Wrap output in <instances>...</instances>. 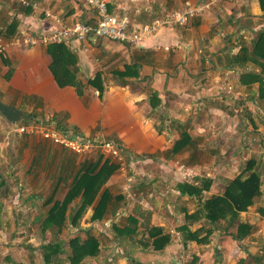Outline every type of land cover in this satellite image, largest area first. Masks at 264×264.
Returning <instances> with one entry per match:
<instances>
[{
	"label": "crops",
	"instance_id": "1",
	"mask_svg": "<svg viewBox=\"0 0 264 264\" xmlns=\"http://www.w3.org/2000/svg\"><path fill=\"white\" fill-rule=\"evenodd\" d=\"M27 1L38 2V7L26 9L17 2L0 0V40L13 37L18 40L10 43L0 59V100L20 110L19 106L27 107L30 113L22 111L30 115L34 112L40 121L50 120L75 132L119 143L129 153L130 168L135 164L146 168L147 177L137 182L123 178L124 187L129 181L136 184V192L130 190L132 193H129L126 189L129 193L126 196L120 192L121 205L125 199L131 202L129 213L138 219H134L138 232L160 228L162 234H169L171 242L162 251H154L151 245L148 248L138 245L129 257L117 246L124 260L130 262L128 264H264V240L258 242L260 237L264 238V222L255 224V217H260L258 214L254 216V224L248 223L258 230L250 235L251 227L250 233L240 241L233 239V231L206 226L199 239L207 236V240L199 244L179 228L186 225L189 232H194L202 225L198 221L190 225L185 219L187 210L180 212L176 207L174 210L162 207L170 201L164 186L193 182L188 175L205 167L211 155L215 159L223 156L228 159L223 165L220 159L211 161V168L216 166L228 171L238 167L239 159L244 158L240 157V151L234 150L228 138L229 124L237 120L245 122L247 118L249 122L259 119L264 124L262 111L256 110L260 112L253 114L255 110L251 108L255 92L259 98L258 84L241 83V76L259 73L260 68L235 59L241 48L250 49L259 32L264 31V10L259 0H222L186 26L159 28L145 38L141 46L96 38L62 44L72 63L75 80L84 86L82 96L76 94L71 85L59 86L51 71L52 56L47 46L26 45L19 33L48 32L56 25L52 17L69 24H93L95 13L83 0ZM201 1L109 0L107 9L118 17H126L130 24L142 27L167 13L181 10L186 3ZM47 12L52 17H47ZM12 21L16 23L15 34L6 37ZM97 75L99 81L91 85ZM259 100L264 102V98ZM173 119L178 120L179 126H175ZM159 120L173 122L174 126L171 129L166 125L165 131L160 132L156 128ZM182 132L188 134L192 145L177 153L173 147ZM245 135L250 146L252 134L245 131ZM199 141L203 142V148L198 147ZM247 149L250 153L251 149ZM176 153L181 154L180 159L187 165L179 161H175L176 166L172 163ZM249 160L245 158L246 163ZM155 168L159 172L151 174L150 170ZM217 177H211L212 183L220 182ZM116 180L114 177V183ZM173 190L181 199L188 198ZM162 195L163 203L160 202ZM28 211L31 209L25 210ZM193 212L195 210L187 214ZM92 213V208H88L87 217ZM119 213L120 209L116 216ZM116 216L105 217L112 223ZM244 217L246 212L240 214L239 222L244 221Z\"/></svg>",
	"mask_w": 264,
	"mask_h": 264
},
{
	"label": "rangeland",
	"instance_id": "2",
	"mask_svg": "<svg viewBox=\"0 0 264 264\" xmlns=\"http://www.w3.org/2000/svg\"><path fill=\"white\" fill-rule=\"evenodd\" d=\"M254 90L256 91V88ZM248 96H251V94ZM252 98L254 102L251 100V108L255 111L260 110L264 114V102L259 100L256 92L255 97L252 96ZM247 101L248 99H246V102ZM19 107H21L23 111L30 113V109L27 107ZM238 109L239 107L236 110ZM240 109H243V106ZM255 111H252V113L260 112ZM248 113H250L249 110ZM252 121L253 122H249L247 118L245 122L237 120L233 122L232 125L229 124V126H227V128H229L228 131H226L228 138L232 140L234 144L232 147H235V151H240V157L242 156L244 158L243 160L242 158L239 159V163H237L238 167H235L233 170L228 169V171L219 169L216 166V168H211V161L215 162V160L220 159L221 165L228 162V159L224 158V156L215 159L211 158V155L208 157V161L205 160L209 165L206 164L205 167H201L199 170L195 171L196 173H190L188 176L191 181L194 180L196 176L210 179H213L211 178L213 175L218 176L217 178L220 179V182H217V184L213 182L209 191L203 193L202 200H205L210 196L221 194L225 189L228 179L244 172L246 157L248 160H255V171L260 175L262 195L248 208L246 217H244V221L242 222L254 224V216L258 214L260 217H255V224H259L264 222V124L259 119H253ZM46 122L52 127L56 125L50 120H46ZM173 122H175V126H179V124L176 123L178 120ZM173 122L168 124L165 121L159 120L156 123V128L160 132L165 131L166 125L172 129L174 126ZM22 124L24 123L20 122L16 125L9 124L0 115V264H46L44 255L50 253V248H48V246L51 243H59L62 251L54 257L52 256L50 262L53 264H69V262H67V258L71 255L69 240L77 236H79L81 240H85L87 238V233L84 232V227L87 228L88 234L100 241L101 245L99 247V254L94 258H85L84 261H82L84 262L83 264L130 263L128 261L127 263L124 260V256L118 252L116 240H114L116 234L113 229V225L119 228L127 224V226H132L131 222H129L130 218L138 220L135 215L133 217L130 215L131 202L126 199L120 208V213L112 223L108 221L109 219H106L105 216L93 222L87 217L86 214L88 210H86L80 219H78V227H73L69 221L63 228V231L59 233L56 232L55 228L49 229L41 227L44 219H46L47 211L50 206L54 201L62 200L66 193L65 187L59 186L54 196V201L52 199L51 204L46 203L52 195V190L57 183L58 177L63 176L65 178L70 170H77L79 164L84 160L93 161L96 156L92 154L86 157H79L64 147L54 144L45 138L43 139L39 135L18 133L16 127ZM216 124L219 125L220 123L218 122ZM243 124H245V126L241 127ZM180 126L182 127V125ZM261 127L263 130H261ZM245 131H249L252 134L250 146L247 144L249 139L247 138L248 135H245ZM202 143L203 142L199 141V148ZM247 146L251 149L250 153ZM180 156L181 154H177L172 159L174 165L176 164L175 161L186 164L183 159H180ZM225 156H228V154ZM210 158L211 160H209ZM103 159L104 157L102 160ZM145 170L146 168H143L140 164H135L133 168H130L128 164L123 175L120 174V171H115L109 176L103 188L107 189L112 195H118L120 192H123L126 196L129 195V193L136 192V184L133 185L134 183L131 182H133V180L137 182L147 177ZM150 172L151 174L157 173L159 169H151ZM118 175L120 178L117 177ZM114 177L117 178L115 183ZM220 177H223V179ZM123 178L132 179L131 182H128L129 184L127 187L123 185ZM164 188L168 191L166 196H169L170 199V201H166V203H168L167 205L163 206L161 204L166 210L176 207L180 212L183 210L189 212L191 210H199L201 207L196 198L188 197L181 199L178 197L173 190L175 189L178 191L176 184L167 185L164 186ZM130 190H132V192ZM25 195L29 197L25 198ZM162 198L163 195L161 196L160 202ZM27 199L29 200L23 201ZM144 208L147 207L145 206ZM29 209H31V211L25 212V210ZM128 215H130V217ZM198 223L202 226L205 224L203 221H199ZM224 225H226V223L223 222L222 226ZM249 226L252 227L250 235L254 230H258L257 226ZM236 227L237 224L227 228V230L235 233ZM250 238L253 239L254 237L252 236ZM262 240H264V238L260 237L258 242L260 243ZM108 257H110V259H108Z\"/></svg>",
	"mask_w": 264,
	"mask_h": 264
},
{
	"label": "trees",
	"instance_id": "3",
	"mask_svg": "<svg viewBox=\"0 0 264 264\" xmlns=\"http://www.w3.org/2000/svg\"><path fill=\"white\" fill-rule=\"evenodd\" d=\"M261 7L264 10V0H259ZM28 9V8H26ZM2 10V8H1ZM16 30V23H12L5 32L6 37L13 36ZM49 54L52 56L51 71L55 74L59 86L71 85L77 91L79 96L83 95L84 86L81 82L75 80L74 74L71 70L72 63L68 60V52L65 51L62 44L48 45ZM236 61L239 63L251 62L256 67L260 68L259 73L249 72L241 76V83L250 85L257 83L259 90V98H264V31L259 32L255 41H253L251 48H241L240 53L236 56ZM60 68V70H59ZM99 81L98 75L91 83L94 84ZM37 114L31 113L32 119L23 121L24 124L31 122L46 123L45 120L35 121ZM58 126H61L57 123ZM192 145L190 137L185 132L180 134V139L174 143L173 151L179 152L185 146ZM95 160H84L79 164L77 170H70L68 175L64 178L58 177L57 183L52 190L51 197L47 200V204H51L52 199L59 186H64L66 193L62 200H56L47 211L46 219L42 225L44 228H55L56 232L63 231L67 222L74 227H77L78 219L83 213L92 208L93 213L89 218L91 221L100 220L104 216L107 218H114L117 211L121 208V199L119 195H112L103 185L117 169L118 164L110 162V160L103 159L102 154H95ZM256 162L250 159L244 168V172L228 179L224 191L221 194L210 196L208 199L202 200L203 193L209 191L212 180L210 178L195 177L193 182L177 184L176 188L181 196H188L196 198L200 203L199 210L191 214L185 215V219L191 225L195 221H203L205 224L194 232H189L188 227L183 225L179 228L182 233L187 232V237L196 240L197 243H203L207 240V236L199 239L201 233L206 226L212 228H222L226 231L227 228L237 224L236 234L233 239L240 241L246 237L251 230V226L247 223L239 222V216L248 210L254 204L257 198L262 195L260 175L255 171ZM141 186V184H140ZM146 185V187H148ZM150 187L152 185L150 184ZM71 206V207H70ZM70 211V212H69ZM132 226H124L119 228L113 225L115 231L114 240L116 245L122 247L126 252V257L129 253L132 254L138 245L148 248H153L154 251H162L170 242L169 234H162L160 228H151L145 231L138 232L136 228V220L129 219ZM226 225L222 226V223ZM45 230V229H44ZM87 233V238L81 240L79 236L69 240V247L71 250L70 257L67 258L69 264H83L85 258H94L99 254L100 241L88 234L87 229H83ZM50 253L44 255L46 264H51V258L58 253H61L62 248L59 243H51ZM129 259V258H128Z\"/></svg>",
	"mask_w": 264,
	"mask_h": 264
},
{
	"label": "built area",
	"instance_id": "4",
	"mask_svg": "<svg viewBox=\"0 0 264 264\" xmlns=\"http://www.w3.org/2000/svg\"><path fill=\"white\" fill-rule=\"evenodd\" d=\"M10 1L17 2L25 8L31 7L36 9L38 7V2L36 1ZM221 1L202 0L198 4L186 3L181 10L167 13L158 21L141 27L137 24H130L126 17H118L110 13L107 9L109 0H83L88 9H91L95 13L96 20L93 24L81 22L69 24L60 18L52 17L47 12V17H52V20L56 23L51 30L39 34H32L26 30L20 32L19 35L22 43L29 46L37 44L48 46L53 44L83 43L90 38L141 46L143 40L158 31L159 28L164 26H186L189 21L203 17L207 12L217 7ZM17 41L16 37H13L12 40H0V59L4 57L10 43ZM53 126L48 125L47 122H31L30 124H22L16 128L18 133L39 135L43 139L45 138L54 144L60 145L79 157H86L97 153L102 154L106 159H110L118 164L121 173H125L128 160L130 159L129 153L126 152L121 144L104 140L100 136H87L75 132L72 128L61 127L57 124Z\"/></svg>",
	"mask_w": 264,
	"mask_h": 264
},
{
	"label": "water",
	"instance_id": "5",
	"mask_svg": "<svg viewBox=\"0 0 264 264\" xmlns=\"http://www.w3.org/2000/svg\"><path fill=\"white\" fill-rule=\"evenodd\" d=\"M0 115L12 125L23 121H29L32 119L30 114L24 113L22 110L17 107L9 104H5L0 100ZM39 117H35V121H40Z\"/></svg>",
	"mask_w": 264,
	"mask_h": 264
}]
</instances>
